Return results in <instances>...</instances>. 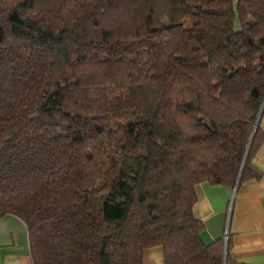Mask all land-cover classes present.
I'll return each mask as SVG.
<instances>
[{
	"label": "trees",
	"instance_id": "16d2710c",
	"mask_svg": "<svg viewBox=\"0 0 264 264\" xmlns=\"http://www.w3.org/2000/svg\"><path fill=\"white\" fill-rule=\"evenodd\" d=\"M264 0H0V217L34 264H248L196 185L254 177Z\"/></svg>",
	"mask_w": 264,
	"mask_h": 264
},
{
	"label": "crops",
	"instance_id": "0c3cea01",
	"mask_svg": "<svg viewBox=\"0 0 264 264\" xmlns=\"http://www.w3.org/2000/svg\"><path fill=\"white\" fill-rule=\"evenodd\" d=\"M258 123L264 131V106ZM252 167L254 177L239 186L198 183L194 213L205 225L204 243L230 237L237 261L264 264V141ZM0 264H34L27 225L15 214L0 217ZM142 264H165L163 247L145 248Z\"/></svg>",
	"mask_w": 264,
	"mask_h": 264
},
{
	"label": "built area",
	"instance_id": "2783aa9c",
	"mask_svg": "<svg viewBox=\"0 0 264 264\" xmlns=\"http://www.w3.org/2000/svg\"><path fill=\"white\" fill-rule=\"evenodd\" d=\"M226 240H227V236H226Z\"/></svg>",
	"mask_w": 264,
	"mask_h": 264
}]
</instances>
